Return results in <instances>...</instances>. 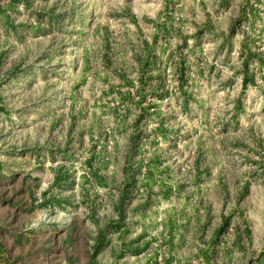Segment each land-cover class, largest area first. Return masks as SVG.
I'll return each instance as SVG.
<instances>
[{"label":"rangeland","instance_id":"rangeland-1","mask_svg":"<svg viewBox=\"0 0 264 264\" xmlns=\"http://www.w3.org/2000/svg\"><path fill=\"white\" fill-rule=\"evenodd\" d=\"M0 264H264V0H0Z\"/></svg>","mask_w":264,"mask_h":264}]
</instances>
